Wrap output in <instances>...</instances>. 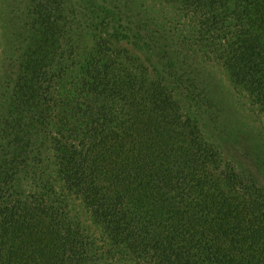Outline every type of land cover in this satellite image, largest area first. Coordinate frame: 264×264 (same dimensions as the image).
I'll return each instance as SVG.
<instances>
[{"label":"trees","instance_id":"1","mask_svg":"<svg viewBox=\"0 0 264 264\" xmlns=\"http://www.w3.org/2000/svg\"><path fill=\"white\" fill-rule=\"evenodd\" d=\"M163 1L175 2L176 15L146 18L144 10L137 23L96 24V58L78 66L81 86L58 123L41 113L26 118L28 98L15 90L18 104L0 127V264H264V186L237 171L185 114L167 54L179 42L197 61L211 53L264 108V0ZM110 39L124 48L115 52ZM133 49L170 70L148 68ZM44 144L58 152L67 189L86 200L85 223L53 186L10 193L9 173H37L32 160Z\"/></svg>","mask_w":264,"mask_h":264},{"label":"rangeland","instance_id":"2","mask_svg":"<svg viewBox=\"0 0 264 264\" xmlns=\"http://www.w3.org/2000/svg\"><path fill=\"white\" fill-rule=\"evenodd\" d=\"M174 3L163 0H0V127L12 116V107L18 104L15 96L18 87H22L21 93L24 91L30 105L23 109L26 118L33 121L41 113L58 123V118L68 115L74 93L81 86L82 73L78 66L96 58L100 34L96 24L118 18L137 23L144 10H147L146 18L150 14L176 15ZM193 6L188 7L187 16L194 14ZM139 9L142 10L138 12ZM194 19L197 20V15ZM148 27L145 30L150 31L153 24L148 23ZM104 29L105 36L112 34L108 25ZM196 39L197 32L189 41L194 48ZM218 40L225 41L221 37ZM115 41H108L111 49L116 52L120 46L124 48L123 43ZM37 43L41 44L39 49L35 48ZM179 44L182 47L176 44L167 52L172 71L170 78L174 80L173 86H177L173 97L179 98L187 116L198 121L206 141L217 147L225 160L264 186L263 101L249 91L248 85L232 83L227 69L225 71L211 53L197 61L195 51ZM133 51L148 68L156 65L170 70L164 59L157 62L146 56L148 52ZM74 60L78 65L72 67ZM197 69H201L198 74ZM55 129L51 130L53 135ZM45 145L39 147V153L32 160L37 173L32 170L24 173L20 168L9 173L13 184L9 187L10 193L24 190L30 194L36 185L53 186L54 191L68 197L70 213L79 210L85 223L87 219L81 206L86 200L67 189L65 173L59 172L58 152L53 145L51 149L42 150ZM10 156L11 153L6 152L5 157ZM16 198L14 195L13 199ZM90 233L97 236L96 230ZM111 264L116 263L111 259Z\"/></svg>","mask_w":264,"mask_h":264}]
</instances>
